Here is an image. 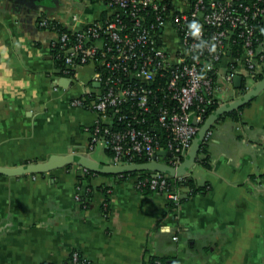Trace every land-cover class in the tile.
<instances>
[{
  "label": "crops",
  "instance_id": "obj_1",
  "mask_svg": "<svg viewBox=\"0 0 264 264\" xmlns=\"http://www.w3.org/2000/svg\"><path fill=\"white\" fill-rule=\"evenodd\" d=\"M80 3L0 0V167L89 154L83 128L94 115L72 109L76 123L59 126L80 89L55 79V33L38 26L41 16L67 24L72 14L92 21L103 11ZM92 73L86 66L79 78L87 82ZM223 88L219 105L240 97L233 86ZM239 115L241 122L227 115L214 123L198 155L209 168L198 163L191 172L193 184L208 191L190 195L184 180L177 190L188 197L172 210L160 194L139 193L117 176L86 177L75 165L35 179L0 176V264H69L73 250L91 264H264V91ZM91 189L82 207L78 198Z\"/></svg>",
  "mask_w": 264,
  "mask_h": 264
},
{
  "label": "built area",
  "instance_id": "obj_2",
  "mask_svg": "<svg viewBox=\"0 0 264 264\" xmlns=\"http://www.w3.org/2000/svg\"><path fill=\"white\" fill-rule=\"evenodd\" d=\"M86 2L103 8L98 19L72 14L60 24L41 16L38 26L55 33L54 77L80 89L68 106L94 115L83 128L87 148L89 154L104 151L106 165L160 159L178 167L209 108L219 106L223 86H233L234 76L246 72L241 88L234 89L242 96L261 80L264 0ZM193 20L200 25L198 36L189 29ZM86 66L93 73L83 82L79 70ZM160 150L171 157H157ZM125 179L135 191L160 194L173 207L181 201L177 188L183 178L144 172ZM69 264L91 262L73 250Z\"/></svg>",
  "mask_w": 264,
  "mask_h": 264
},
{
  "label": "water",
  "instance_id": "obj_3",
  "mask_svg": "<svg viewBox=\"0 0 264 264\" xmlns=\"http://www.w3.org/2000/svg\"><path fill=\"white\" fill-rule=\"evenodd\" d=\"M41 6L43 7V5ZM246 78H248V76H244L241 73L234 76V89L239 90L242 86L243 80ZM263 91L264 78L256 82L242 96L238 98L230 97L226 100V102L219 105L211 114L207 115L204 123L200 126L196 137L192 141L188 154L182 163L176 168L160 162V159L147 163L111 166L93 160L90 154L83 155L74 153L66 156L51 155L46 162H32L23 166L12 168L0 167V176L22 177L26 175H43L57 169L75 165L87 172H92L98 175L121 176L125 173L145 172L151 175L167 174L170 177L183 178L185 182L189 183L191 181V172L193 168L197 166L199 161L198 155L201 150V146L205 142L206 135L214 123L218 122L222 118H225L228 114L245 107ZM156 156L165 159L166 157H171V154L165 152L164 150H160L157 152ZM187 197V193H183L181 194L180 199L183 200Z\"/></svg>",
  "mask_w": 264,
  "mask_h": 264
},
{
  "label": "trees",
  "instance_id": "obj_4",
  "mask_svg": "<svg viewBox=\"0 0 264 264\" xmlns=\"http://www.w3.org/2000/svg\"><path fill=\"white\" fill-rule=\"evenodd\" d=\"M261 40L263 41L264 40V35H262L261 36ZM262 70H263V73L261 74V75H259V79H262V78H264V65H263V67H262ZM249 105V104H248ZM247 106V105H246ZM217 108V106H215V105H213L212 107H210L209 108V110H208V115L209 114H211L215 109ZM244 108V107H243ZM243 108H241L240 110H238V111H234V112H232V113H230V114H228L229 115V117L233 120V121H235V122H241V117H240V111L243 109ZM200 152H202V153H206V142H204L203 144H202V146H201V150H200ZM199 152V153H200ZM137 163H143L144 162V159H141V160H137L136 161ZM198 163L201 165V166H203L204 168H206V169H208L209 168V163H208V157H204V158H201V159H199V161H198ZM71 166H67L66 168H70ZM137 173H125V174H123V176L122 177H120V176H117V177H120L121 179H125L126 177H128V176H133V175H136ZM93 175H98V174H94V173H92V172H86V177H89V176H93ZM99 176H106V175H99ZM80 177L78 178V180L80 181ZM189 188H190V195H195V194H199V193H206L208 190H207V186H204V187H197V186H195L194 184H193V182L192 181H190L189 182ZM106 191L104 190V193H105ZM93 193H94V189H91L90 191H88L86 194H85V196L82 198V200H81V206L82 207H87L89 204H90V202H91V200H92V197H93ZM146 193V192H145ZM149 193V192H148ZM106 203H108V198H107V195H106V199H105V201L103 202V204H102V206L104 205V204H106ZM169 207H170V210H172V208H173V206L172 205H169ZM103 208V207H102ZM72 252V251H71ZM151 262L153 263V264H157V262H159L160 264H168L167 263V261H166V259H164V258H152V260H151Z\"/></svg>",
  "mask_w": 264,
  "mask_h": 264
},
{
  "label": "rangeland",
  "instance_id": "obj_5",
  "mask_svg": "<svg viewBox=\"0 0 264 264\" xmlns=\"http://www.w3.org/2000/svg\"><path fill=\"white\" fill-rule=\"evenodd\" d=\"M74 3L75 5V8H81V3H80V0H70ZM248 84L250 85V82H248ZM55 86V85H54ZM53 86V87H54ZM53 89V88H52ZM76 88H73V89H70L69 90V94H72V93H76ZM68 109H63L60 114H59V117H58V124L61 128H64V127H68V125L70 124L69 123V120L71 121V123H76V117L74 116V114L72 113V108H69L67 107ZM72 110V111H71ZM92 157L103 163V164H107L108 163V157L107 155L104 153V151H102L100 148H96L94 152H92Z\"/></svg>",
  "mask_w": 264,
  "mask_h": 264
},
{
  "label": "clouds",
  "instance_id": "obj_6",
  "mask_svg": "<svg viewBox=\"0 0 264 264\" xmlns=\"http://www.w3.org/2000/svg\"><path fill=\"white\" fill-rule=\"evenodd\" d=\"M189 29L192 31L193 35H199L200 34V25L199 22L196 20H193L190 24H189ZM202 44L204 43V41H201ZM213 50H214V46H213Z\"/></svg>",
  "mask_w": 264,
  "mask_h": 264
}]
</instances>
